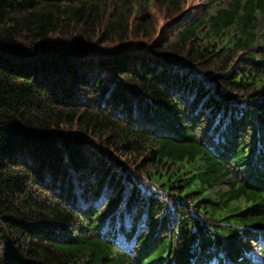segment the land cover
<instances>
[{"label":"trees","instance_id":"1","mask_svg":"<svg viewBox=\"0 0 264 264\" xmlns=\"http://www.w3.org/2000/svg\"><path fill=\"white\" fill-rule=\"evenodd\" d=\"M0 264H264V0H0Z\"/></svg>","mask_w":264,"mask_h":264}]
</instances>
